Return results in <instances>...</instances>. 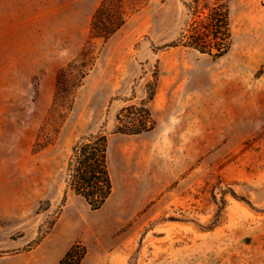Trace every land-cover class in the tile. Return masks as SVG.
Listing matches in <instances>:
<instances>
[{"label":"rangeland","instance_id":"obj_1","mask_svg":"<svg viewBox=\"0 0 264 264\" xmlns=\"http://www.w3.org/2000/svg\"><path fill=\"white\" fill-rule=\"evenodd\" d=\"M183 1L126 0L102 42L100 0H0V264H58L75 242L79 264H264V0H227L220 57L165 46L190 19ZM84 48L91 68L56 99ZM141 100L154 127L117 132ZM100 130L110 196L62 201L72 145Z\"/></svg>","mask_w":264,"mask_h":264},{"label":"trees","instance_id":"obj_2","mask_svg":"<svg viewBox=\"0 0 264 264\" xmlns=\"http://www.w3.org/2000/svg\"><path fill=\"white\" fill-rule=\"evenodd\" d=\"M126 0H100L91 16L90 36L106 41L126 21L130 11ZM190 19L175 40L165 46L193 48L213 57L225 54L231 44L229 5L227 0H185ZM92 51V50H91ZM95 55H88L84 48L60 68L56 75L54 96L65 98L70 90H75L93 64ZM153 95L148 96L151 98ZM116 131L126 134H139L154 127V119L146 102H131L123 106L116 115ZM108 138L103 130L81 136L71 147L67 161L65 188L72 190L90 206L99 209L112 192L113 183L108 167ZM235 198L244 199L234 190ZM225 200V199H223ZM249 202V201H246ZM222 207L219 206L218 210ZM86 254L81 242L73 243L64 253L58 264H79Z\"/></svg>","mask_w":264,"mask_h":264},{"label":"bare ground","instance_id":"obj_3","mask_svg":"<svg viewBox=\"0 0 264 264\" xmlns=\"http://www.w3.org/2000/svg\"><path fill=\"white\" fill-rule=\"evenodd\" d=\"M217 89V88H216ZM221 91V90H220Z\"/></svg>","mask_w":264,"mask_h":264}]
</instances>
